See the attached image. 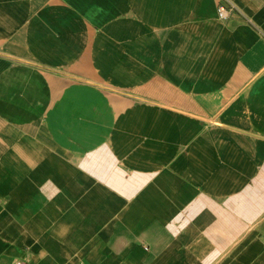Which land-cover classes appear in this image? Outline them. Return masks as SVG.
Returning a JSON list of instances; mask_svg holds the SVG:
<instances>
[{
  "label": "crops",
  "instance_id": "0c3cea01",
  "mask_svg": "<svg viewBox=\"0 0 264 264\" xmlns=\"http://www.w3.org/2000/svg\"><path fill=\"white\" fill-rule=\"evenodd\" d=\"M0 264H264V0H0Z\"/></svg>",
  "mask_w": 264,
  "mask_h": 264
},
{
  "label": "built area",
  "instance_id": "2783aa9c",
  "mask_svg": "<svg viewBox=\"0 0 264 264\" xmlns=\"http://www.w3.org/2000/svg\"><path fill=\"white\" fill-rule=\"evenodd\" d=\"M231 9H232L231 5H228L227 7L223 5H218L216 9V13H218V16L220 18H225L228 15V13H230Z\"/></svg>",
  "mask_w": 264,
  "mask_h": 264
}]
</instances>
